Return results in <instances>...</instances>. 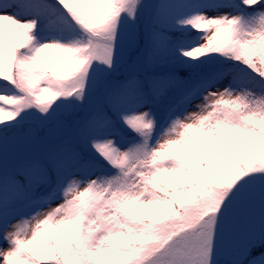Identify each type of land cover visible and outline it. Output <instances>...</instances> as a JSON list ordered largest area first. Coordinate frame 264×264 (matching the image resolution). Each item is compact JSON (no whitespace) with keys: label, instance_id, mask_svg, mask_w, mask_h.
I'll use <instances>...</instances> for the list:
<instances>
[{"label":"snow or ice","instance_id":"snow-or-ice-1","mask_svg":"<svg viewBox=\"0 0 264 264\" xmlns=\"http://www.w3.org/2000/svg\"><path fill=\"white\" fill-rule=\"evenodd\" d=\"M0 264H264V0H0Z\"/></svg>","mask_w":264,"mask_h":264}]
</instances>
